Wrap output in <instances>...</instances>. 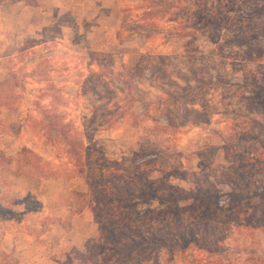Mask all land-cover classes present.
<instances>
[{"label": "rangeland", "instance_id": "1", "mask_svg": "<svg viewBox=\"0 0 264 264\" xmlns=\"http://www.w3.org/2000/svg\"><path fill=\"white\" fill-rule=\"evenodd\" d=\"M114 3L0 35V264H264V0Z\"/></svg>", "mask_w": 264, "mask_h": 264}, {"label": "crops", "instance_id": "2", "mask_svg": "<svg viewBox=\"0 0 264 264\" xmlns=\"http://www.w3.org/2000/svg\"><path fill=\"white\" fill-rule=\"evenodd\" d=\"M25 1L3 0V6L0 9V35L4 34L9 37V45L11 44L15 49H18L23 45V42L29 34L32 38H41L43 42L47 38L48 41L62 42L63 39L69 37L71 32L63 23L62 16L65 14V11L74 7V0H48L45 4H49L52 11L48 6V11L42 14L38 8L27 6ZM93 6L95 5L93 4ZM96 6L98 7L97 10L101 11L105 19H107L105 20L107 26H111V30L114 32L117 31L121 26L122 19L115 7L114 0H97ZM78 20L80 19L75 20L77 26L80 25ZM93 20H95V23L100 22V19L94 18ZM50 32H53V34ZM43 33L47 34L45 35ZM21 178H15V182H18V180L21 181ZM81 213H85V210ZM45 239L46 235L40 239H36L34 245L41 247L43 245L41 241ZM66 245H68V242Z\"/></svg>", "mask_w": 264, "mask_h": 264}, {"label": "trees", "instance_id": "3", "mask_svg": "<svg viewBox=\"0 0 264 264\" xmlns=\"http://www.w3.org/2000/svg\"><path fill=\"white\" fill-rule=\"evenodd\" d=\"M143 2L146 4L147 3V5H149L150 3L152 4V0H143ZM7 82H8V80L7 81H4V82H0V86L2 87V86H5L6 84H7ZM147 145V144H146ZM143 150H145V149H143ZM152 154V153H151ZM138 158V157H137ZM101 180H102V178H101ZM90 187H91V185H90ZM90 193H88L87 195H84L85 197H88V195H89V197L91 196L92 197V201H94V203H95V205L98 207V208H103L104 206H106V204H112V203H115V202H113V196L112 195H107V199H104V198H102V197H99V196H95V194L93 193L92 194V192L93 191H89ZM232 198L234 199V200H236L237 202H241V200L240 199H238V197H236L235 195H232ZM111 228H113V225H111ZM111 238H114V236H112L111 235ZM97 240H95V241H91L89 244L91 245H93V246H96L97 245ZM118 243H120V241H118ZM145 245V244H144ZM144 245H142V247L144 246ZM188 245V244H187ZM88 246V245H87ZM187 248H189V246L187 247ZM87 252H88V250H87ZM89 254H90V250H89Z\"/></svg>", "mask_w": 264, "mask_h": 264}]
</instances>
